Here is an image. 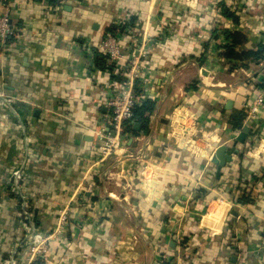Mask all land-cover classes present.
<instances>
[{
  "label": "crops",
  "instance_id": "obj_1",
  "mask_svg": "<svg viewBox=\"0 0 264 264\" xmlns=\"http://www.w3.org/2000/svg\"><path fill=\"white\" fill-rule=\"evenodd\" d=\"M4 3L15 34L0 52V261L24 235V193L50 237L40 264H264V109L245 122L260 130L257 145L250 134L219 178L214 159L238 135L232 112L264 94L254 56H264V0H0V14ZM109 29L146 55L139 91L155 110L148 133H129L126 152L99 163L95 131L124 81L97 50ZM182 98L200 114L190 148L170 135ZM65 208L69 223L54 234Z\"/></svg>",
  "mask_w": 264,
  "mask_h": 264
},
{
  "label": "built area",
  "instance_id": "obj_2",
  "mask_svg": "<svg viewBox=\"0 0 264 264\" xmlns=\"http://www.w3.org/2000/svg\"><path fill=\"white\" fill-rule=\"evenodd\" d=\"M12 6L3 4L0 14V52H4L10 39L15 34V29L11 20ZM105 56V68L107 71L118 75L124 81L113 83L114 94L107 102L111 113L110 116L104 118L100 129L95 136L98 141L97 149L99 152L100 162L103 163L113 155H122L126 152L129 133L126 129L134 124V110L140 106L144 99L137 93V89L142 82L145 73V65L143 59L146 57L134 54L132 50H126L120 44V39L116 34L106 32L104 38L97 46ZM264 94H259L246 109V123L257 121L264 109ZM4 95L0 92V98ZM9 103L13 104L14 102ZM12 110L14 112H12ZM11 113H17L12 108ZM200 118L195 110L194 105H190L187 99L179 102L172 112L171 131L172 139L182 141L185 147H192L197 136V123ZM114 133V135H112ZM235 139V138H234ZM125 155H128L126 153ZM140 165V173L143 175L148 168L144 152L140 151L135 159ZM14 188L19 189L18 184L22 181V171L13 173ZM13 188V189H14ZM23 193V192H22ZM21 203L20 217L23 221L24 235L22 239H18L13 246L10 258L0 261V264H36L48 262L51 257L50 237L42 233L41 228L37 225L34 218V202L23 193ZM69 223L68 208L62 209L59 213L58 221L54 234H59ZM165 260L161 264H165Z\"/></svg>",
  "mask_w": 264,
  "mask_h": 264
},
{
  "label": "trees",
  "instance_id": "obj_3",
  "mask_svg": "<svg viewBox=\"0 0 264 264\" xmlns=\"http://www.w3.org/2000/svg\"><path fill=\"white\" fill-rule=\"evenodd\" d=\"M220 8H221V13L223 15L224 18L226 19H230L232 20L234 23H237L239 18L236 15V13L227 5H225L224 1L220 2ZM108 32L115 34V31L112 29H109ZM225 34V33H224ZM226 35L228 37H230V39H232L233 41L239 37L240 35L238 34H230L226 33ZM235 43H237V40H235ZM228 51L226 52V56L228 58H233L234 53L233 51H231L230 48L227 49ZM255 58L257 60H261L264 59V56H261L260 53H256L254 54ZM101 59L103 60V63H105V56L102 55ZM137 93L138 95H140V91L139 89H137ZM155 110V104L152 101H145L143 102L140 106L136 107L134 110V124L139 125V130H135L134 129V124L131 125L130 127H128L126 129V133H131L133 135H138L139 133H148V128H149V119L150 116L152 115V113ZM245 119H246V112L245 111H239V110H234L232 112V115L230 116L229 119V128L231 133L236 136L240 131H242V129L245 126ZM260 130H254V134H251L252 136H256L255 138V143L251 146H253V148L256 146V142H258L259 138H260ZM246 200V202L250 201V199H248V197L246 196L244 198ZM251 202V201H250ZM36 264H40V263H36Z\"/></svg>",
  "mask_w": 264,
  "mask_h": 264
},
{
  "label": "water",
  "instance_id": "obj_4",
  "mask_svg": "<svg viewBox=\"0 0 264 264\" xmlns=\"http://www.w3.org/2000/svg\"><path fill=\"white\" fill-rule=\"evenodd\" d=\"M231 103L227 105V109H230ZM134 129L138 130L139 125L135 124ZM252 129L249 126H244L242 131L238 133L231 145H223L217 148L214 154L215 162H217V178L220 177L221 170L226 167L231 157L237 152L238 145L246 143L248 136L251 134ZM114 135V133H112ZM234 214V213H233Z\"/></svg>",
  "mask_w": 264,
  "mask_h": 264
},
{
  "label": "rangeland",
  "instance_id": "obj_5",
  "mask_svg": "<svg viewBox=\"0 0 264 264\" xmlns=\"http://www.w3.org/2000/svg\"><path fill=\"white\" fill-rule=\"evenodd\" d=\"M186 97V96H185ZM184 99H187V98H182V101L184 100ZM196 99H198V98H196ZM201 99V98H200ZM188 100V103L190 104V105H194V107H195V110H196V112H197V114H198V116H199V118H200V114H199V109H198V107L196 106V104L195 103H193V102H189V99H187ZM182 101H180V102H182ZM175 108V107H174ZM197 136L198 137H200V136H202V130H201V121H199L198 123H197ZM197 137V138H198ZM196 138V139H197ZM261 138V137H260ZM232 142V141H231ZM230 142V143H231ZM260 142V141H259ZM227 143V142H226ZM258 143V142H257ZM257 143H256V145H257ZM229 144V143H228ZM193 146V145H192Z\"/></svg>",
  "mask_w": 264,
  "mask_h": 264
}]
</instances>
